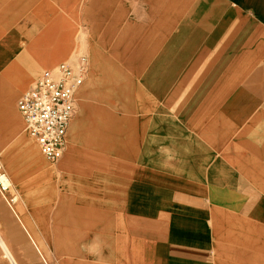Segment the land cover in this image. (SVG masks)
<instances>
[{"label": "crops", "instance_id": "obj_1", "mask_svg": "<svg viewBox=\"0 0 264 264\" xmlns=\"http://www.w3.org/2000/svg\"><path fill=\"white\" fill-rule=\"evenodd\" d=\"M85 46L76 206L56 219L79 232L58 243L107 240L109 262L79 249L82 264H264V0H0V90L17 106Z\"/></svg>", "mask_w": 264, "mask_h": 264}, {"label": "rangeland", "instance_id": "obj_2", "mask_svg": "<svg viewBox=\"0 0 264 264\" xmlns=\"http://www.w3.org/2000/svg\"><path fill=\"white\" fill-rule=\"evenodd\" d=\"M85 51L91 53V49L85 46L74 49L70 55L74 56L78 52ZM95 72V64L94 66L92 64L90 75L94 77ZM93 88L94 86L87 79L79 90L80 107L69 127L67 152L58 164L48 162L44 158L40 146L25 130V122L18 109L17 98L13 93H9L7 97L5 91L0 90V162L12 183V193L15 197H19L16 202L10 201L0 190V213L11 212L9 218L6 215L0 216V234L19 264H82L79 249L82 250L80 254H87L82 257L83 259L97 263L109 262L107 254H98L103 245L106 247L103 253L107 251V240L97 239V234H92L90 231L87 232L84 242H80V246L79 241L68 244L58 243L63 239L75 237L79 232L78 226L72 222H57L56 219L72 215L74 211L70 206L74 204L76 206L75 186H72L75 184H70L73 178L64 175L74 173V159L85 151L80 126L88 115L87 108L92 100ZM8 98L12 100L11 103L8 102ZM30 149H34L31 157L28 155ZM59 167L63 171L62 174L58 172ZM13 208L18 211L24 222L31 225V232L46 260L41 257L39 250L30 240ZM70 225L74 228H68L67 236H60L59 228ZM0 264H13L2 242H0Z\"/></svg>", "mask_w": 264, "mask_h": 264}, {"label": "built area", "instance_id": "obj_3", "mask_svg": "<svg viewBox=\"0 0 264 264\" xmlns=\"http://www.w3.org/2000/svg\"><path fill=\"white\" fill-rule=\"evenodd\" d=\"M90 56L78 52L44 69L18 98L28 130L48 161L59 162L67 147V132L79 107L78 91L91 72ZM0 166V190L15 201L11 182ZM10 196V197H9Z\"/></svg>", "mask_w": 264, "mask_h": 264}, {"label": "bare ground", "instance_id": "obj_4", "mask_svg": "<svg viewBox=\"0 0 264 264\" xmlns=\"http://www.w3.org/2000/svg\"><path fill=\"white\" fill-rule=\"evenodd\" d=\"M18 109H19V107H18ZM20 111V110H19ZM21 114V113H20ZM22 117H23V115H22ZM23 119H24V117H23ZM73 120V119H72ZM71 120V121H72ZM24 122H25V130H27L28 131V133H29V135H30V137L32 138V139H34L35 140V142L38 144V142L36 141V139L34 138V136H32L31 135V133H30V130H28V126H27V123H26V121H25V119H24ZM70 126V125H69ZM69 128V127H68ZM67 138H68V132H67ZM67 144H68V141H67ZM39 145V144H38ZM40 146V145H39ZM40 149H41V147H40ZM67 149H68V147H67ZM41 152H42V150H41ZM66 152H67V150H66ZM66 152H65V154H66ZM42 154H43V152H42ZM65 154H64V156H65ZM43 156H44V154H43ZM64 156L62 157V159L64 158ZM44 158H45V156H44ZM46 159V158H45ZM62 159L60 160V161H62ZM47 160V159H46ZM49 162V161H48Z\"/></svg>", "mask_w": 264, "mask_h": 264}]
</instances>
